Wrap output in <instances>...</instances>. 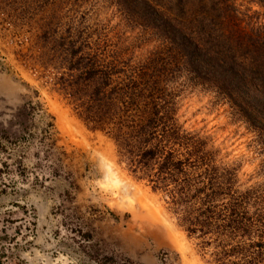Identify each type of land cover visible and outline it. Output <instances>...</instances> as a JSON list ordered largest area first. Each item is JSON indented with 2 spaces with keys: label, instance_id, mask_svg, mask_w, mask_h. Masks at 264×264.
Listing matches in <instances>:
<instances>
[{
  "label": "rangeland",
  "instance_id": "obj_1",
  "mask_svg": "<svg viewBox=\"0 0 264 264\" xmlns=\"http://www.w3.org/2000/svg\"><path fill=\"white\" fill-rule=\"evenodd\" d=\"M151 6L206 52L264 40V0H0V264H214L114 141L154 111L178 152L207 153L194 177L233 181L255 231L230 243L264 258V119L193 71Z\"/></svg>",
  "mask_w": 264,
  "mask_h": 264
},
{
  "label": "trees",
  "instance_id": "obj_2",
  "mask_svg": "<svg viewBox=\"0 0 264 264\" xmlns=\"http://www.w3.org/2000/svg\"><path fill=\"white\" fill-rule=\"evenodd\" d=\"M149 20L152 27L162 31L171 26L170 34L173 35L168 42L175 44L183 52L184 59L194 72L203 76L210 75L217 85L218 78L223 80L233 98L231 101L240 113L246 116L255 113L253 115H260L264 119V40L254 42L249 38L251 49L244 50V55L241 52L243 37L234 40L223 38L221 45L218 42L215 44L220 49H209L206 52L201 49L203 45L198 42L196 35L189 36L176 24L172 26L169 19L155 11V6H151ZM189 39L196 42H188ZM237 56L250 59L249 67H242L246 73L244 75L233 74ZM157 115L158 111H154L152 116L143 119L135 128L119 130L113 136L124 157L126 168L137 179L147 180L153 191H161L164 200L171 206L178 226L188 236L201 239L202 245H213L219 249L212 254L214 264H224L225 259H229L225 264H264V258L258 255L249 258L245 254L246 249L238 251V247L230 243V240L236 238L252 239L255 231L254 224L242 222L246 211L240 208L242 204L239 193L231 192L233 181L222 178L217 173L211 176L208 166L195 178L194 171L202 169L207 153L195 146L186 149L185 153L178 152L174 147L180 146L179 129L165 127V124L159 127L157 118L162 117ZM163 142L168 144H162ZM165 146L167 150L162 153ZM196 184H201V187L196 188ZM222 200L226 203L223 204ZM220 202L222 205L217 206ZM261 234L258 237H264V233ZM255 241L251 243L252 246H260L262 238Z\"/></svg>",
  "mask_w": 264,
  "mask_h": 264
}]
</instances>
